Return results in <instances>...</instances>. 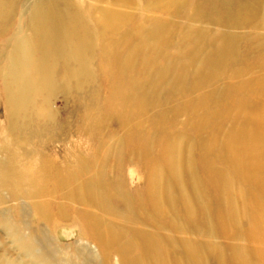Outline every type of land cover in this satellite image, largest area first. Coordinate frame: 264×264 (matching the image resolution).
Wrapping results in <instances>:
<instances>
[{
    "label": "rangeland",
    "instance_id": "1",
    "mask_svg": "<svg viewBox=\"0 0 264 264\" xmlns=\"http://www.w3.org/2000/svg\"><path fill=\"white\" fill-rule=\"evenodd\" d=\"M123 1L0 0V215L10 224L0 225V264H135L137 258L191 264L197 256L187 242L202 244L195 249L200 264H264V228H251L259 219L264 225V116L255 114L264 112V0ZM247 1L256 4L243 7ZM50 9L82 13L94 35L92 50L80 62L47 63L52 89L26 86L19 93L14 52L19 42L32 41L39 15ZM156 21L168 32L142 43L140 29ZM126 37L130 52L121 44ZM221 47L230 48L218 61L211 51ZM79 65L84 71L73 75ZM200 125L212 133V146H205ZM256 132L263 138H254ZM173 146L181 148L177 154ZM179 154L188 164L182 184L193 175L202 199L185 208L169 191L158 232L148 179L161 159ZM236 157L246 165H235ZM38 163L51 168L48 192L56 172L66 177L83 167L86 185L102 176L97 190L107 186L110 197L97 199L109 212L92 208V216L117 235L115 246L103 248L91 237L82 214L89 207L59 193L30 200L10 181L21 170L32 175ZM156 173L169 181L166 169ZM127 206L135 220L125 216ZM130 226L155 235L147 254ZM122 242L131 243L128 262L116 251Z\"/></svg>",
    "mask_w": 264,
    "mask_h": 264
},
{
    "label": "bare ground",
    "instance_id": "2",
    "mask_svg": "<svg viewBox=\"0 0 264 264\" xmlns=\"http://www.w3.org/2000/svg\"><path fill=\"white\" fill-rule=\"evenodd\" d=\"M120 1V0H115ZM131 0H124L123 3H127ZM259 2V1H257ZM255 3H245L243 7L248 6L253 7ZM255 6V5H254ZM79 8V6L75 7ZM104 11L102 10L101 15L104 16L102 19L105 22H109L107 16H105ZM63 11L62 10H52L50 9L49 12L45 14L39 15L38 23L36 24V27L34 29V34H32V41L31 42H19L17 44V48L14 52V60L12 62V69H13V77L15 82H22V86L20 87L19 93L25 91L26 86L30 87H37V90L48 88L52 89L53 86H51V73L49 71V67L47 66V63L54 62L57 59H77L79 62L84 54H86L87 50H92V43L94 39V35L91 31L88 30L86 23L83 25V21H85L83 18L82 13H75V14H67L66 16H62ZM112 15H117L112 13ZM255 15V14H254ZM118 16V15H117ZM126 17V16H125ZM69 20V21H68ZM88 23V20L85 21ZM196 22V21H195ZM206 24V23H205ZM207 25V24H206ZM116 27V26H115ZM71 30V31H70ZM106 30V29H105ZM113 30L114 27H113ZM139 31L141 36V42L145 43L144 41L148 39V41H151L153 39H161L162 36L165 35V33L168 32L166 23L163 21H156L152 23V25L149 27V29L146 31L143 29H140ZM107 31V30H106ZM144 40V41H143ZM76 41V42H75ZM234 41V40H233ZM162 42V41H160ZM121 44L124 45V48L127 49L126 51L131 50L133 47L131 37L122 38ZM143 46L142 48H144ZM231 47V46H230ZM229 47V48H230ZM228 49H224V47H221V49H213L211 52L213 56H218L221 60L223 58H226L228 55ZM158 54L161 53L164 49L163 48H153ZM135 51H139L134 49ZM132 51V50H131ZM41 55H40V54ZM128 53V52H127ZM39 54V58H36V55ZM224 57H221L223 56ZM207 58H211L210 55ZM217 62V61H216ZM73 75H76L78 71H84L82 65H79L77 70H70ZM237 74V73H236ZM238 75V74H237ZM18 93V94H19ZM10 101V100H9ZM16 107L20 109V107L23 105L22 102L19 101V103L13 101ZM256 116L262 117L264 116V112L262 110L255 111ZM202 125V124H201ZM199 126V135L203 137L204 142L206 143L205 146H210L213 144L212 140V133L209 132L204 133L201 129H203L204 126ZM244 136L241 132L238 134V137ZM228 138V135L226 136ZM254 138L260 139L263 138L260 133H257L254 135ZM212 146V145H211ZM172 152L177 154L181 148L180 147H171ZM159 150V149H158ZM164 150V148H163ZM160 151V150H159ZM232 153L235 151L231 150ZM252 160V159H251ZM253 161V160H252ZM233 163L239 167L244 162H241V159L239 157H236ZM251 166L253 164L250 162L248 163ZM177 166L178 169L177 170ZM187 162L184 161L183 156L181 154L176 155L175 159H161L160 166L155 169V173H153L150 178L148 179V185L151 187V191H147L149 194H151V197L148 198V202L151 205V209L155 212V217L151 216L153 218L152 222L153 227H155L158 232H160V219H162V211L160 209V206H163V200L168 199L170 197L169 191H176L177 197L182 200L184 203L185 208H190L192 204L196 203L199 200L202 199V194L197 189V185L199 183V180L197 178H194L193 175H189V185H183L182 184V168L187 167ZM248 166V165H247ZM34 168H31V171L33 172L32 175L28 174V172L21 170L18 177H15L11 179L10 181L14 183L17 187H22V189L25 191V196L30 200H37L38 198L44 196V193H49L51 197L55 196L56 194H61L63 198L66 200H70L73 203H77L78 205H83L86 207H89V209L85 208L83 209L82 214L85 217L86 220V226L91 227L90 235L92 238H95L96 241L105 247L109 246H115L118 242L116 241V236L113 234V230L111 228L104 227V220H97L92 216V208H102V204L98 201V199L107 198L110 197L109 193L104 189V185L100 184L101 186L100 190L98 189V182L101 183L102 176L98 175L97 179L92 180L89 184L86 185L85 183V176L82 172H84L83 167L80 171H76L69 176H61L60 173H55L54 175V182L55 186L51 191H46L44 188L48 186V179L51 175V168L47 166H43L41 164H35L33 166ZM151 167H154V164L151 165ZM249 167V166H248ZM164 168L167 170L166 177L168 178V182H171V187H168V182H166L165 178L159 177L156 172H158V169ZM250 168V167H249ZM255 168V165L253 166V169ZM83 169V170H82ZM157 170V171H156ZM182 173V174H181ZM188 176V175H187ZM96 181V182H94ZM81 182V183H79ZM17 183V184H16ZM38 184H41L40 186ZM86 185V186H85ZM39 186V187H38ZM46 186V187H45ZM44 187V188H43ZM112 189L113 186H111ZM232 188V184H230L228 181L225 185V190L230 194V198L235 200L237 197L232 193H230V190ZM223 192V191H222ZM84 197V199L82 198ZM87 196V197H86ZM16 198H19L17 195H15ZM87 198V199H86ZM98 198V199H97ZM86 203V204H85ZM109 206V205H108ZM108 206L103 207L106 211L109 210ZM211 208V207H210ZM209 207L205 206L203 212L207 213ZM91 209V211H90ZM109 212V211H107ZM125 216L129 219H134L131 211L129 210V206L126 207V213ZM146 219L148 218L145 217ZM3 218L0 215V225H10L8 222H3ZM157 220V221H156ZM88 222V223H87ZM151 224V223H150ZM262 224V225H261ZM144 225V224H143ZM85 227V226H84ZM140 227H134L130 226V228H127V230H130L133 236L134 243H136L138 246L141 247L142 253L141 255H144V253H148L152 250L151 246L155 243V235L152 233H149V228L145 226V228ZM175 229L178 228L177 224H175ZM264 228L263 223L259 220H255L253 222V226H251L254 230H259L260 228ZM15 228V227H14ZM14 228L13 229L14 231ZM16 234V242H22L24 237H22V234H19L18 231H15ZM19 235V236H18ZM115 235V236H114ZM109 237L110 239H104ZM28 239V238H25ZM172 240L170 239V244ZM189 244L186 247H189L187 250H192V253L197 256V259L194 258L190 263L191 264H197L201 262V258L197 255L198 251L195 252V249L198 246H202L201 243L195 244L193 242H187ZM131 243L122 242V244L118 245L117 253L120 254L121 258L124 260V262H128L130 260L131 254L128 252V246H130ZM199 249L202 247H198ZM106 250V249H105ZM197 250V249H196ZM144 251V253H143ZM162 249L159 251V254L161 255ZM145 254V255H146ZM190 254V253H189ZM192 254V257H193ZM199 257V258H198ZM140 258L133 259V263L140 264L139 262ZM141 260V259H140ZM160 263L156 262V264H162L161 261H163V264H166L165 260L161 258L159 259ZM153 264V261H151ZM183 261H179L176 264H183Z\"/></svg>",
    "mask_w": 264,
    "mask_h": 264
}]
</instances>
